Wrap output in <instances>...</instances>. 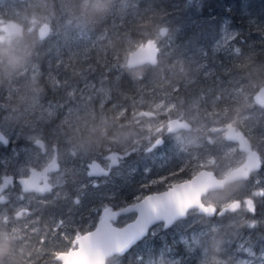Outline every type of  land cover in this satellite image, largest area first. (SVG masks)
<instances>
[{
  "label": "rangeland",
  "instance_id": "rangeland-1",
  "mask_svg": "<svg viewBox=\"0 0 264 264\" xmlns=\"http://www.w3.org/2000/svg\"><path fill=\"white\" fill-rule=\"evenodd\" d=\"M16 1L14 4L11 0L0 4V40L9 34L12 23L25 27L29 24L32 8L30 13H27L28 9L19 10ZM25 1L30 4V0ZM114 13L109 10L107 15L113 16ZM62 16L58 14V19ZM200 21L203 23L204 20ZM70 31L56 22L55 33L48 36L42 46L36 47L24 69L0 86V131L9 140L7 146L0 144V177L8 173L26 177L30 168L40 170L53 160L55 153L58 156V169L49 175L54 187L52 192L27 196L10 191L7 196L12 202L0 207V225H6L2 224V218L6 217L11 226H24L30 232V238L38 242L33 252L38 257L46 255L45 261H49L47 257L55 252L72 246L75 231L90 230L106 206L118 207L127 197L135 200L137 196L165 190L168 183L193 176L200 169L196 167L200 163H205V168L217 176L236 166L243 156L234 146L225 143L221 129L229 121L227 115H232L233 122L248 127L253 135L264 137V109L256 107L252 100L257 89L264 85V56L255 58L257 51L252 48L253 41L247 49L239 46L245 39L238 36L231 19L222 21L217 38L208 46L180 49L174 56L167 49L169 34L161 37L157 30L153 39L163 50L158 64L154 68L144 66L133 70L125 67L127 55L120 60L119 52L113 48L112 39L117 37L116 34L102 30L86 45H77L69 35ZM78 36L80 34L76 32ZM236 45L240 48L239 53L235 51ZM261 46L264 47V42ZM26 55L28 53L24 51L19 53L20 57ZM37 73H40V84L45 91L38 103L27 107L22 103V94L26 91L27 81ZM114 97L120 101L110 102ZM134 97H137L136 101ZM242 108L248 110L241 114ZM9 113L16 116L19 123L8 120ZM171 118L189 122L192 130L166 135L167 121ZM134 125L142 132H136ZM164 135L165 146L155 156L140 151ZM30 136L43 137L45 153L26 139ZM84 142L103 144V147L85 153L78 147ZM133 150L136 155L131 153ZM127 152L129 155L124 157ZM113 154L122 157L115 165L108 159ZM208 160L214 162L208 165ZM93 162L108 170V176L89 177L88 165ZM180 169L186 174L181 175L183 171ZM170 172L176 175L170 176L164 184H150L152 179L167 176ZM263 175L264 170L253 174L252 180L233 183L222 192L210 193L202 202L220 208L235 200L243 203L264 185ZM257 180L261 183L257 184ZM146 182L149 187L142 189L141 185ZM73 183L80 185L74 187ZM252 198L256 206L254 213L248 212L244 204L226 217L212 219L193 211L183 222L175 223L171 232L164 230L162 224L155 225L150 230V237L164 241L169 237L173 243L195 237L198 251L202 247V235H205L203 241L214 240L213 233L205 234L198 227H211L214 231L221 229L231 238L233 236L238 242L237 251L243 255L232 264H264V248L260 252L251 251L249 235L238 234V230L259 225L257 236L264 240V198ZM75 199L80 203L76 204ZM37 202L39 206L29 207ZM21 208H28V213L12 221L10 209L17 211ZM39 209L48 210L41 223H38L39 216L35 215ZM133 215L121 216L114 224L122 226L131 221ZM31 221L34 222L32 225ZM253 222L254 226L249 227ZM192 227L196 228L197 234H186ZM24 238L25 234H19L15 239L23 241ZM145 242L128 253L125 264H130L134 253L142 255L139 258H143V264L153 258L149 243ZM200 251L202 256L195 259L196 264H219L214 256L205 254L206 250ZM191 253H186L183 264H191L194 259ZM158 258L157 264H182L169 256ZM136 264H141L140 259Z\"/></svg>",
  "mask_w": 264,
  "mask_h": 264
},
{
  "label": "trees",
  "instance_id": "trees-1",
  "mask_svg": "<svg viewBox=\"0 0 264 264\" xmlns=\"http://www.w3.org/2000/svg\"><path fill=\"white\" fill-rule=\"evenodd\" d=\"M30 4L25 2L16 1V8L19 10H27L30 13V9L33 6L42 2V0H30ZM48 4H56L58 14L61 9V0H47ZM95 0H92L94 3ZM102 3L106 0H101ZM82 3V0H77V5ZM91 7V3L89 4ZM109 10L115 11L113 16L104 14V19L99 24H91L87 26H67L69 35L73 36L77 45H86L87 42L98 35V33L104 30L105 32L116 34L117 37H113V47L120 54V60L132 52L138 45L146 42L149 39L156 37V31L161 24H165L169 31L170 38L167 40L171 51V54L177 55L180 49L191 48L196 46H208L214 39L217 38L222 21L231 19L232 24L237 28L239 37H243L245 40L240 43L239 46L247 49L249 44L253 41V50L256 52V59H261L264 55V47L261 43L264 42V0H113L108 5ZM154 13H161V16H154ZM64 19L66 16H62L56 22H59L64 26ZM204 20L203 23H201ZM213 28V29H212ZM63 31V29H62ZM76 32L80 36L76 37ZM259 39V40H256ZM243 45V46H242ZM235 46V49L238 47ZM163 50L160 49V54ZM159 54V55H160ZM231 54V53H230ZM236 54V53H235ZM93 64H98L93 62ZM110 64V63H109ZM12 86V84H9ZM13 87V86H12ZM112 97V94H111ZM119 102L117 97L111 99L112 101ZM136 201L132 199H126V201L120 204L118 207L127 205ZM190 232L196 235L197 230L195 227ZM189 233V234H190ZM258 235V234H257ZM256 235V241L260 242L257 246L264 248V240H259L262 236ZM145 244L149 243V251L155 257L159 255L160 251H164V248L160 247V241H155L148 235L146 237ZM144 241V240H143ZM142 241V242H143ZM154 241V248L152 242ZM190 242L193 240L189 239ZM252 236L249 239V243L252 242ZM254 241V242H256ZM140 242L130 252H133L138 246L142 245ZM215 240L208 241L207 239L200 240L201 248L196 250L193 247L191 250L195 251L193 255L194 260L202 256L200 249L209 252L214 247ZM262 242V243H261ZM184 245H179L175 250ZM225 246H223L224 248ZM234 245L225 247L227 252H235ZM195 249V250H194ZM188 250V249H187ZM186 250V251H187ZM137 256H142L140 253H134L130 258V264H136ZM127 257L125 258L126 261ZM196 262V261H195Z\"/></svg>",
  "mask_w": 264,
  "mask_h": 264
},
{
  "label": "snow or ice",
  "instance_id": "snow-or-ice-1",
  "mask_svg": "<svg viewBox=\"0 0 264 264\" xmlns=\"http://www.w3.org/2000/svg\"><path fill=\"white\" fill-rule=\"evenodd\" d=\"M43 34L44 30H42V35ZM235 51L236 53H239L240 48L237 47ZM257 101L260 104H264V99H261L260 97H257ZM158 107L160 106L158 105ZM142 115H146V113H142ZM169 127L171 128L172 125ZM157 131H159V129ZM213 131H216V129ZM225 135L228 141L239 143L242 149L247 148L244 134L233 128L231 125H228ZM0 142L6 145L8 144V139L0 138ZM164 146L165 138L161 137L140 151L155 156L158 152L163 150ZM132 152H136V150H133ZM127 155H129V152L124 153V157ZM108 159L111 160L113 165H115L122 159V157L113 154L109 156ZM248 160V166L238 170L237 175L239 177L249 176V172L253 168L258 170L261 168L262 163H264V159L258 157L255 152L251 151L248 153ZM213 162V160H208L206 164L210 165ZM205 166V163H200L197 164L196 167L202 169ZM88 167L90 169L88 171L89 177L96 175L108 176V172H105L104 169L98 168L94 164H89ZM53 168H55L54 163L45 171H49ZM180 170L183 171V169ZM175 175V172H170L167 176L152 179L150 184H164L165 181L169 180L170 176ZM204 178V172L197 174L195 171L191 179L184 180L180 183H168L167 190L165 191L137 196L135 198L136 203L120 209L119 212L113 211L107 206L104 207L103 215L100 217L99 225L95 230L83 234L78 231L74 239L71 240L72 247L68 248L67 251L55 252V259L61 262V264H103L106 255H109L114 251L125 252L136 240L147 234L150 226L155 225L158 222H163L164 227L172 226L175 221L183 222V218L189 216L196 209H199V214L207 216L216 215L217 209L215 207L206 206L197 200L200 185L204 181ZM40 179L46 181L47 177L44 176L43 173L37 174L36 172H33L29 179H22L20 183L23 185L24 192L43 191L39 184ZM256 183L260 184L261 181L257 180ZM147 187H149L148 182L141 185L142 189ZM0 191H3L2 186H0ZM252 197L264 198V185H261L259 190L252 192L251 196L243 201L247 211L254 213L256 211V206ZM4 199L3 196H0V202L4 201ZM79 202V199L75 200L76 204H79ZM240 208L241 201L235 200L229 205H226L225 209H221L219 214H223L225 210L238 211ZM122 213H135L136 216L134 221L128 223L122 228L114 227V218ZM20 215V212L16 213L17 217ZM2 221L5 223L8 222L6 217H3ZM252 226H254V222L249 225V227ZM65 239H68V237H65ZM192 240L194 243L195 237H193ZM139 259L141 264H143V258Z\"/></svg>",
  "mask_w": 264,
  "mask_h": 264
},
{
  "label": "flooded vegetation",
  "instance_id": "flooded-vegetation-1",
  "mask_svg": "<svg viewBox=\"0 0 264 264\" xmlns=\"http://www.w3.org/2000/svg\"><path fill=\"white\" fill-rule=\"evenodd\" d=\"M12 2H13V4H14V0H11ZM19 2H25V0H18ZM9 2V0H0V4L2 5V4H5V3H8ZM158 45V44H157ZM159 47V46H158ZM159 49H160V47H159ZM142 67H144V66H142ZM142 67H139V68H142ZM148 68H154V67H150V66H147ZM156 67V66H155ZM139 68H134V69H139ZM126 69H128V68H126ZM128 70H133V69H128ZM264 86V85H263ZM260 88V87H259ZM259 88L257 89V91L259 90ZM256 91V92H257ZM256 92H255V94H256ZM254 94V95H255ZM254 95H253V97H252V100H253V102H254V104H255V106L257 107H260L259 105H257L256 103H255V101H254ZM135 101L137 100V97H134L133 98ZM172 100V99H171ZM260 108H262V109H264V107H260ZM248 109H245V108H242V110H241V114H242V112H245V111H247ZM231 116L232 115H227V117L229 118V121H228V123H227V125L223 128V129H221V128H219L218 130H223V135H224V140H225V143H226V145H228V146H234L235 148H236V150H237V152L238 153H240L242 156H243V158H242V160L236 165V166H234L232 169H230L228 172H226L225 174H223V175H220V176H217L216 174H215V172L214 171H212L211 169H208V168H200L198 171H197V173L198 172H200V171H202V170H204V171H207V172H211V173H213V175H214V177L215 178H217V179H219V180H226L227 178H229V177H231V175H230V173L233 171V170H236V169H240L241 167L242 168H245L246 166H248L247 164H248V153H249V151H251V152H255L256 154H257V152H259L262 156H264V148H263V146L262 145H264V137H260L259 135L257 136V135H253L251 132H249L248 131V127H245V125H239L237 122H233V120L231 119ZM136 120H138L139 118H137V116H136V118H135ZM173 119H176V120H178V121H184V122H186L188 125H190V127L188 128V129H185V128H181V129H175V130H173V131H168V128H169V125H168V122L169 121H171V120H173ZM125 121V120H124ZM228 125H231L233 128H235V129H237V130H239V131H241L243 134H244V137L247 139V141H248V143H249V149L247 150V151H245V149H241L240 148V144L239 143H236V142H232V141H228L227 140V138H226V135H225V133H226V131H227V127H228ZM134 127H135V129H137V131L136 132H138V133H141L142 132V130L141 129H138V127L136 126V125H134ZM122 130H123V128H122ZM133 130H134V128H133ZM192 130V125L189 123V122H187V121H185V120H181V119H179V118H171V119H169L168 121H167V133H166V135L167 134H180V133H182V132H190ZM255 132L257 133V131L255 130ZM166 135H164L163 136V138H165L166 137ZM35 145V144H34ZM36 146V145H35ZM39 149H40V152L41 153H45V151H46V148H45V144H44V146L43 147H39V146H37ZM55 151V150H54ZM131 153H133V154H137L136 152H132L131 151ZM258 156V155H257ZM259 157V156H258ZM57 158H58V156H57V154L55 153L54 154V156H53V158L52 159H54V161H53V163L55 164V168L53 169V170H51V171H49V172H47L46 173V177H47V182L48 183H50V180H49V175H50V173L51 172H53V171H55V170H57L58 169V161H57ZM51 159V160H52ZM263 159V158H262ZM57 161V162H56ZM51 162L52 161H50L44 168H46V167H48L49 168V166H50V164H51ZM52 163V164H53ZM51 164V165H52ZM44 168H41L40 170H37V171H42ZM30 169H33V168H30ZM29 169V170H30ZM88 169H89V167H88ZM103 169V168H102ZM29 170H28V175H29ZM34 170H36V169H34ZM90 170V169H89ZM264 170V163H262V165H261V168L260 169H258V170H251L250 172H249V174L251 173V175H250V177H249V179H251L252 180V178H253V174H256V173H261L262 171ZM104 171H107V172H109L108 170H105L104 169ZM186 174V171H183L182 173H181V175H185ZM11 176V178L10 179H7L6 181H5V186H4V188H3V191H1L0 192V196H3L5 199H4V201H2V202H0V207H5L6 205H9V203H10V201L12 202V199H10L8 196H7V193H9L10 191H13V192H18V193H21V195H27V196H29V195H43V194H45V193H43V194H41V193H38V192H34V191H32V192H24V190H23V188H22V186L20 185V182H19V180H22V179H24V178H27L28 177V175L26 176V177H16L14 174H11V173H8V174H3L1 177H0V186H2V177L3 176ZM74 176H77L76 174L74 175ZM264 176V175H263ZM192 177V176H191ZM190 176H189V178L187 177L186 179H184V180H188V179H190L191 178ZM264 178V177H263ZM248 179V180H249ZM73 180V179H72ZM184 180H182V181H184ZM238 180V179H237ZM237 180H233V179H231V180H226V182L224 183V185H223V188L222 189H220V190H216V191H211V192H209L207 195H209L210 193H214V192H222L223 190H225L228 186H230L231 184H233V183H237ZM247 180V181H248ZM44 179H40L39 180V184H40V186H42L45 182H46ZM177 181V182H176ZM176 181H174L175 183H180V182H182V181H178V180H176ZM4 184V183H3ZM79 185L80 184H78V183H73L72 184V186H74V187H79ZM71 187V186H70ZM54 188V187H53ZM72 188V187H71ZM165 190H167V188L165 189ZM165 190H162V191H165ZM162 191H158V192H162ZM151 193H157V192H151ZM151 193H146V194H144V195H148V194H151ZM207 195H205V196H207ZM205 196H203V198L205 197ZM76 200V199H75ZM203 199L201 198V201H202ZM136 201H134V202H132V203H129V204H133V203H135ZM233 202V201H232ZM231 202V203H232ZM203 203V202H202ZM129 204H127V205H129ZM230 204V203H229ZM229 204H227V205H229ZM243 203H242V201H241V205H242ZM33 205H37V206H39V203L37 202V203H31L30 204V206L29 207H32ZM123 206H126V205H123ZM123 206H121V207H123ZM214 206V205H213ZM216 207V206H215ZM118 208H120V207H114V208H112L113 210H115V209H118ZM221 208H225V206H223V207H221ZM220 207H216V209H217V212L221 209ZM28 209V208H27ZM27 209H23V208H21V209H19V210H17V211H14V210H11L10 209V213H12L13 214V220L12 221H16V220H18L19 218H21L24 214H26V213H28V210ZM53 209V206H51L50 207V210H52ZM239 210V209H238ZM17 212H20L21 213V215L19 216V217H17L16 216V213ZM46 212H48V210L47 209H39V210H37V212H36V214L35 215H37V216H39V221H38V223H41V220H42V218L45 216V213ZM195 212V211H194ZM236 212V211H235ZM100 213V212H99ZM229 213H233V212H225V214L223 215V216H221V217H226ZM34 215V216H35ZM128 215H131V214H128ZM128 215H125V216H128ZM133 215V214H132ZM260 214H257V216H259ZM125 216H123V217H125ZM201 216V215H200ZM215 217H217V216H214L213 218H215ZM120 217H118V219H119ZM133 218H134V215H133ZM118 219H117V221H118ZM210 219H212V218H210ZM98 220H99V217H98ZM97 220V221H98ZM184 220V219H183ZM97 221H96V223H97ZM116 221V222H117ZM44 222H45V220L43 221V224H44ZM129 222V221H128ZM178 222V221H177ZM176 222V223H177ZM31 225L34 223L33 221H31V222H29ZM96 223H95V225H96ZM2 224H6L5 226H2V225H0V244H4V245H7L8 246V248L10 249V256L9 257H6L5 258V264H23V262H24V264H29V262L30 261H33V263L32 264H46V263H50V262H53L54 264H61V262H59V261H57L56 259H55V257H54V255L53 256H50V257H47L48 259H49V261H45V257H46V255H43V257H38L37 255H35V253L33 252V250L32 249H34L35 250V245L36 244H38V242H36L35 241V238H30V232L29 231H26V229L24 228V226H21V225H18L17 227H20L21 229H18L17 227H16V225H13V226H11V221L10 222H7V223H5V222H2ZM126 224V223H125ZM161 224V223H160ZM175 224V223H174ZM173 224V225H174ZM95 225H93V227L91 226L90 227V230H79V232L81 233V234H83V233H85V232H89V231H92L93 229H94V227H95ZM115 225V224H114ZM158 225V224H157ZM172 225V226H173ZM37 226H39V224H37ZM116 226V225H115ZM123 226V225H122ZM172 226H170V227H168V228H164V226L162 225V227H163V229L164 230H169L170 232L172 231ZM117 227H121V226H117ZM154 227V226H153ZM152 227V228H153ZM151 228V229H152ZM259 225L257 226V227H255V228H248V229H242V230H238V234H240L241 236H243L244 234L245 235H249V239H250V237L252 236V242H250V245H251V251H253V252H260V251H262V249H261V247H259V246H257V244L258 243H260V242H257V243H254V241L256 240V235L258 234V230H259ZM150 229V230H151ZM194 228L192 227L190 230H187V232H186V234H189L192 230H193ZM198 229H200L201 230V232H204L205 234L206 233H213L214 234V240H215V242H214V248L215 249H210V251L209 252H206L205 251V254L206 255H212V256H214L216 259L217 258H221L222 260H224V261H226L227 262V264H232V263H234L235 262V260H237L238 258H240V257H243V255H242V252H238L237 251V246L236 245H238V242L237 241H234V239H233V236H232V238L230 237V235L228 234V232L227 231H225V230H217V231H214V230H211V227H205V228H202V227H198ZM210 231H213V232H210ZM78 231H75V233H74V236H73V239H74V237H75V235H76V233H77ZM23 235V234H25V240H23V241H21V240H18V239H15L16 237H17V235ZM148 235H150V231H149V233H148ZM147 235V236H148ZM146 236V237H147ZM205 235H202V237H201V240H202V238L204 237ZM146 237L144 238V239H142L140 242H142L143 240H145L146 239ZM166 239V241H164V240H157L155 237H154V240L155 241H160V247H164V252L162 253V254H160V255H158V257L160 256V257H166V256H169V257H171V258H173V259H175V260H177V261H180L182 264L184 263L183 261L185 260V256H186V253L187 252H189V253H191L190 252V250L193 248V247H195L196 246V244L195 243H193V242H190L189 241V239L187 240V242H186V244H185V241H182V242H180V241H177V242H175V243H173V242H171L170 240H168L169 239V237H166L165 238ZM223 240V241H222ZM260 241H261V239H259ZM140 242H138L135 246H133L128 252H126L125 254H123V256L121 257V264H125V258L127 257V255H128V253H131L130 251L134 248V247H136ZM262 243V242H261ZM178 244L179 245H184V247L182 248V247H180L179 249H177V250H175V248H177V246H178ZM231 245H234V246H236L235 247V252H227V251H225V247L226 246H229L230 247V249L232 250V248H231ZM223 246H225L224 248H223ZM70 247H72V246H69L68 248H70ZM152 247L154 248V241L152 242ZM67 248V249H68ZM67 249H65V251H67ZM188 249V250H187ZM187 250V251H186ZM169 253V254H168ZM192 254V256L195 254V252L194 253H191ZM47 255H49V254H47ZM137 259L139 260V256H137ZM199 259H200V257H199ZM191 264H196L195 263V260L193 259H191ZM198 261V260H197ZM104 264H105V262H104Z\"/></svg>",
  "mask_w": 264,
  "mask_h": 264
},
{
  "label": "clouds",
  "instance_id": "clouds-1",
  "mask_svg": "<svg viewBox=\"0 0 264 264\" xmlns=\"http://www.w3.org/2000/svg\"><path fill=\"white\" fill-rule=\"evenodd\" d=\"M113 0H106L102 3L101 0H82V3L77 5V0H61V9L59 15L66 16L64 19V26H87L91 24H99L103 21L104 14L109 11L108 5ZM91 3V7L89 4ZM154 16H161V13H154ZM58 19V10L55 3L48 4L47 0H42L41 3L33 6L30 16L28 17L29 24L25 27L20 23H12L9 25V34L5 35L0 40V86H4L6 81H11L14 76L24 69L25 64L35 54L37 46H42L45 39L53 35L56 31V21ZM46 26V27H45ZM42 30L44 34L42 35ZM169 28L165 24H161L158 29V34L166 35ZM21 51L27 52L28 55L20 57ZM156 56L158 58L159 51L157 50ZM158 59L149 61L150 64L155 66ZM45 88L40 84V73L34 74L26 83V91L22 94V103L27 107H31L39 102ZM15 112L16 109H13ZM8 120L19 123L17 117L9 113ZM185 128L190 125L185 124ZM214 129H210L213 131ZM0 138L7 139L3 132H0ZM29 142L34 143L36 146L43 147L46 143L42 136L27 137ZM79 150L88 153L95 149L103 147V144L95 142H84L79 144ZM257 155L264 158L259 152ZM251 173L247 177H239L237 182L247 181ZM43 191L38 193L52 192L53 185L47 181L41 186ZM203 199V197H202ZM80 203V202H79ZM199 211V209H196ZM10 249L7 245L0 244V264H5V258L10 256ZM123 251H114L105 256V264H119L120 258L123 256ZM158 257L150 258L148 264H157ZM219 264H227L221 258H217Z\"/></svg>",
  "mask_w": 264,
  "mask_h": 264
},
{
  "label": "water",
  "instance_id": "water-1",
  "mask_svg": "<svg viewBox=\"0 0 264 264\" xmlns=\"http://www.w3.org/2000/svg\"><path fill=\"white\" fill-rule=\"evenodd\" d=\"M161 36V35H160ZM165 35H163V36H161V37H164ZM157 50L159 51V54H160V49H159V47H158V45H157V42L154 40V39H149V40H147L146 42H144V43H142V44H140V45H138L132 52H130L128 55H127V57H126V60H125V67L126 68H128V69H134V68H139V67H142V66H150V67H155L157 64H158V62H157V64L155 65V66H153L152 64H150L149 63V61H151V60H153V59H158L157 58V56H156V52H157ZM159 57V56H158ZM257 97H260L261 99H264V86L263 87H261L257 92H256V94L254 95V101H255V103L257 104V105H259L260 107H264V104H260L258 101H257ZM185 124H187L186 122H184V121H178V120H176V119H173V120H171V121H169L168 122V125L170 126V125H172V127L170 128H168V131L170 132V131H173V130H175V129H181V128H185L184 127V125ZM185 129H188V128H185ZM1 132V131H0ZM245 140H246V142H247V148L245 149V151H247L248 149H249V143H248V141H247V139L245 138ZM0 144H2V145H4V146H7L8 144H9V140H8V144H3L2 142H0ZM40 147V146H39ZM240 148H241V146H240ZM242 149V148H241ZM53 161H54V159L52 160V162H51V164L53 163ZM50 164V165H51ZM91 164H94V165H96L98 168H101V167H99L98 166V164L96 163V162H93V163H91ZM248 164H249V161H248ZM247 164V165H248ZM242 168V167H241ZM240 168V169H241ZM46 169H49L48 167H46V168H44L42 171H37V170H34V169H30L29 170V175H28V177L27 178H24V179H29L31 176H32V173L33 172H36L37 174H39V173H43L44 174V176L46 175V173L47 172H49V171H51V170H53V169H51V170H49V171H45ZM254 169V168H253ZM252 169V170H253ZM238 170L239 169H236V170H233L231 173H230V175H231V177H229V178H227L226 180H231V179H233V180H237L238 178H239V176L237 175V173H238ZM255 170V169H254ZM105 172H107V171H105ZM200 172H204L205 173V178H204V181L201 183V185H200V191H199V195H198V197H197V200L200 202V203H202V201H201V198L203 197V196H205V195H207L209 192H211V191H216V190H220V189H222L223 188V185H224V183L226 182V180H219V179H217V178H215L214 177V175H213V173H211V172H207V171H204V170H202V171H200ZM200 172H198L197 174H199ZM96 176H98V175H96ZM11 178V176H3L2 177V187L4 188V186H5V181L7 180V179H10ZM192 178V177H191ZM190 178V179H191ZM21 180H19V182H20ZM4 183V184H3ZM20 185L22 186V188H23V185L20 183ZM1 192V191H0ZM151 194H153V193H151ZM149 195V194H148ZM136 203V202H135ZM134 204V203H133ZM132 204H129V205H126V206H123V207H121V208H118V209H115V210H113L111 207H109V206H107V207H109V208H111L113 211H116V212H119L120 211V209H122V208H124V207H129V206H131ZM205 205V204H204ZM206 206H211V207H215V206H213V205H206ZM216 208V207H215ZM221 209H225V208H221ZM220 209V210H221ZM220 210L217 212V214L216 215H213V216H207V215H204V214H199V212L198 211H196V210H194L197 214H199V215H204L206 218H213L214 216H217V217H221V216H223L224 214H225V212H235V211H231V210H225L224 212H223V214H219V212H220ZM128 214H134V218L131 220V221H129V222H127L126 224H124L123 226H121V227H119V228H122V227H125L128 223H132L133 221H134V219H135V216H136V214L135 213H122V214H120V215H118L117 217H115L114 218V220H113V226L114 227H117V226H115L114 225V223L117 221V219H118V217H121V216H125V215H128ZM103 215V209H101V211H100V213H99V219H100V217ZM183 219H185V218H183ZM177 221H175L174 223H176ZM162 224L163 225V222H158L157 224ZM173 223V224H174ZM157 224H155V225H157ZM99 225V220L97 221V223H96V225H95V227H94V229L92 230V231H94L95 230V228L97 227ZM155 225H152V226H150L149 227V231H150V229L153 227V226H155ZM170 227V226H169ZM164 228H168V227H164ZM149 231L147 232V234L146 235H144L143 237H141V238H139L138 240H136L125 252H124V254L126 253V252H128L133 246H135L138 242H140L142 239H144L147 235H148V233H149ZM104 262H105V257H104ZM104 262H103V264H104Z\"/></svg>",
  "mask_w": 264,
  "mask_h": 264
}]
</instances>
